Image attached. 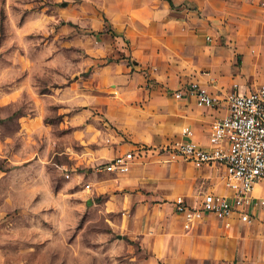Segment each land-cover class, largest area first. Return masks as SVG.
Masks as SVG:
<instances>
[{
	"label": "crops",
	"instance_id": "obj_1",
	"mask_svg": "<svg viewBox=\"0 0 264 264\" xmlns=\"http://www.w3.org/2000/svg\"><path fill=\"white\" fill-rule=\"evenodd\" d=\"M89 3V31L113 37L118 46L114 42L110 50L125 56L96 64L90 78L74 83L71 95L63 89L55 98L46 95L48 110L56 102L59 120H46L38 109L21 115L20 131L45 134L53 149H72L80 165L133 149L128 171L100 170L110 174L97 180V192L113 189L105 193V204L127 215L125 230L157 264H264V178L253 189L250 221L238 212L226 218L207 212L185 227L176 195L198 204L206 191L232 189L224 183L222 162L196 165L183 156L171 158L165 148L186 137L183 125L192 128L195 141L208 143L213 120L228 110L225 93L264 80V6L258 0ZM225 6L235 18L219 13ZM191 80L218 93L219 103L200 105L194 94H175Z\"/></svg>",
	"mask_w": 264,
	"mask_h": 264
},
{
	"label": "rangeland",
	"instance_id": "obj_2",
	"mask_svg": "<svg viewBox=\"0 0 264 264\" xmlns=\"http://www.w3.org/2000/svg\"><path fill=\"white\" fill-rule=\"evenodd\" d=\"M89 1L0 0V264H157L125 230L127 215L105 204L113 189L97 192L110 174L98 161L80 165L72 149L20 131L21 115L38 109L59 120L46 95H71L96 64L125 56L110 50L113 37L89 31Z\"/></svg>",
	"mask_w": 264,
	"mask_h": 264
},
{
	"label": "built area",
	"instance_id": "obj_3",
	"mask_svg": "<svg viewBox=\"0 0 264 264\" xmlns=\"http://www.w3.org/2000/svg\"><path fill=\"white\" fill-rule=\"evenodd\" d=\"M258 1L264 6V0ZM184 92L194 94L200 105H217L221 98L198 80L189 81L175 94L180 96ZM225 99L228 110L213 120L208 143L195 141L191 137L192 128L183 125L182 132L186 137L165 145L171 158L183 156L196 165L213 160L222 162L224 183L232 189L230 194L206 191L198 204L190 203L182 194L176 195L173 202L184 218L185 227L193 226L207 212L221 218L234 212H238L243 220L253 218L249 210L254 201L253 189L264 178V80L247 91L229 90ZM134 158L133 149H129L99 161L96 167L97 170L124 173L130 169ZM87 187L91 188L90 182Z\"/></svg>",
	"mask_w": 264,
	"mask_h": 264
}]
</instances>
